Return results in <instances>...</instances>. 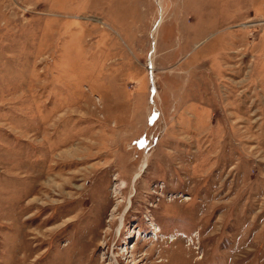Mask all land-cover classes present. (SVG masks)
I'll list each match as a JSON object with an SVG mask.
<instances>
[{
  "label": "rangeland",
  "instance_id": "rangeland-1",
  "mask_svg": "<svg viewBox=\"0 0 264 264\" xmlns=\"http://www.w3.org/2000/svg\"><path fill=\"white\" fill-rule=\"evenodd\" d=\"M0 264H264V0H0Z\"/></svg>",
  "mask_w": 264,
  "mask_h": 264
}]
</instances>
